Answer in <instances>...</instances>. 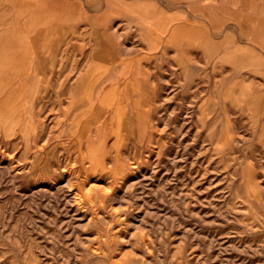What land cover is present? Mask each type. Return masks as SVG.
<instances>
[{"label":"rangeland","instance_id":"374dc122","mask_svg":"<svg viewBox=\"0 0 264 264\" xmlns=\"http://www.w3.org/2000/svg\"><path fill=\"white\" fill-rule=\"evenodd\" d=\"M2 3L0 264H264V32H187L154 79L76 57L73 104L83 72L20 65Z\"/></svg>","mask_w":264,"mask_h":264},{"label":"crops","instance_id":"0c3cea01","mask_svg":"<svg viewBox=\"0 0 264 264\" xmlns=\"http://www.w3.org/2000/svg\"><path fill=\"white\" fill-rule=\"evenodd\" d=\"M2 1L4 30L10 34L11 47L19 49V64L33 55V69L52 80H74L76 71L83 72L77 76L82 78L87 65L76 67V57H87L88 63L98 56L105 59L102 65L109 66L105 79H154L165 69L170 73L171 63L185 61L181 57L186 53L187 32H264V7H259L257 0ZM219 17L236 28H229L228 23L220 24L225 29L220 28ZM245 46L241 40L231 45Z\"/></svg>","mask_w":264,"mask_h":264},{"label":"bare ground","instance_id":"6f19581e","mask_svg":"<svg viewBox=\"0 0 264 264\" xmlns=\"http://www.w3.org/2000/svg\"><path fill=\"white\" fill-rule=\"evenodd\" d=\"M40 2V1H39ZM46 2V1H45ZM69 2V1H68ZM43 3V2H42ZM34 6V5H33ZM72 6V5H71ZM71 6H70V8H71ZM89 6V5H88ZM25 8V7H24ZM36 9V8H35ZM45 9V8H44ZM68 9V8H67ZM43 10V9H42ZM40 11V10H38L39 12H43V11ZM75 10H77V9H75ZM37 11V10H36ZM67 11V10H66ZM76 13V12H75ZM30 14V13H29ZM44 14V13H43ZM74 14V13H73ZM29 16V15H28ZM45 18V17H44ZM51 19V18H50ZM140 19V18H139ZM42 20H44L43 18H42ZM42 22V21H41ZM40 24V23H39ZM44 23H42V25H43ZM180 24V23H179ZM21 26V25H20ZM44 26V25H43ZM18 27V26H17ZM45 27H47L46 25H45ZM31 30V29H30ZM36 30V29H35ZM63 30V29H62ZM3 31V30H2ZM5 31V30H4ZM22 32H23V30H21ZM1 33V32H0ZM6 33H7V31H6ZM148 33V32H147ZM23 34V33H22ZM36 34V33H35ZM145 34H146V32H145ZM150 34V33H149ZM10 35V34H9ZM8 35V36H9ZM37 35V34H36ZM35 35V36H36ZM4 36V35H3ZM6 36V35H5ZM28 37V36H27ZM57 36H55V38H56ZM59 37H61V35L59 36ZM14 39V38H13ZM29 39V38H28ZM39 39V38H38ZM59 39H61V38H59ZM146 39V38H145ZM3 41V40H2ZM186 41V40H185ZM189 41V40H188ZM62 42H63V40H62ZM190 42V41H189ZM38 43V42H37ZM54 43V42H53ZM18 44H19V42H18ZM60 44V43H59ZM187 44V43H186ZM190 44H192V43H189L188 44V46L190 45ZM183 46H185L184 44H183ZM55 48H57V47H55ZM184 48V47H183ZM34 49V48H33ZM38 49V48H37ZM101 51V50H100ZM36 52V51H35ZM34 52V53H35ZM57 52V51H56ZM44 54V53H43ZM100 54H101V52H100ZM185 54H187V53H185ZM185 54H183V55H185ZM41 56V55H40ZM44 56V55H43ZM42 56V57H43ZM54 56H55V54H54ZM57 56V55H56ZM97 56H98V54H97ZM45 57V56H44ZM9 58V57H8ZM40 58V57H39ZM46 58V57H45ZM44 58V59H45ZM43 59V58H42ZM100 59V58H99ZM52 61H53V59H51ZM48 61V60H47ZM103 62V61H102ZM101 62V63H102ZM89 63V62H88ZM104 63H106V62H104ZM7 64V63H6ZM9 64V63H8ZM91 65L92 64H90V67H91ZM103 66V65H102ZM94 67V66H93ZM92 67V68H93ZM101 67V66H100ZM105 68V67H104ZM0 73H3V72H0ZM77 74V73H76ZM14 75V74H13ZM68 75V74H67ZM88 75V74H87ZM25 76V75H24ZM64 76V75H63ZM69 76V75H68ZM108 76H110V75H108ZM115 77V76H114ZM114 77H111L112 79L114 78ZM8 78H17L16 76H11V77H6V76H4V74L3 75H0V94H3V95H5L7 92L5 91V89L7 88V86H11V83H10V81H8ZM23 77H21L20 79H22ZM87 78V76H85V75H83V77L82 78H80L81 80H82V85L80 86V87H78L77 89V91H73L74 90V87H72L71 89H70V91H71V93H72V95H73V104L74 103H76V101H80L79 99H78V97H81L82 99L86 96V95H82V94H80L81 92H80V89H81V87L83 86L84 87V83H85V79ZM38 79V78H37ZM69 79V78H68ZM107 79V78H106ZM105 79V80H106ZM85 80V81H84ZM105 80H103L104 82H105ZM27 82H29L30 84H32L30 81H27ZM103 82V83H104ZM127 83V82H126ZM106 84V83H105ZM121 84V83H120ZM119 85V84H118ZM130 85V84H129ZM6 87V88H5ZM104 87H106V86H104ZM127 87V86H126ZM107 88H108V86H107ZM106 88V89H107ZM21 88H15L14 90H15V92H17V90H19V93H17V98H18V100H19V95L21 94V90H20ZM105 89V90H106ZM124 89H125V87H124ZM116 90H117V88H116ZM123 91V90H122ZM130 92V91H129ZM68 93H69V91H68ZM30 92L29 91H27L26 93H25V95H27V97H30V104H28V108H29V110L30 109H32L33 108V104H32V101H33V97H34V93L32 92L30 95ZM95 94V93H94ZM96 94H97V92H96ZM130 94V93H129ZM62 95V94H61ZM67 95V94H66ZM70 95V94H69ZM127 95V94H126ZM76 96V97H75ZM88 96V95H87ZM92 96V95H91ZM89 97H90V95H89ZM125 97V96H124ZM86 98V97H85ZM88 98V97H87ZM24 100H26V98H23ZM90 99H91V97H90ZM92 100H93V97H92ZM125 100V99H124ZM132 100H134V98L132 99ZM83 101V100H82ZM81 101V102H82ZM126 101V100H125ZM131 101V100H130ZM141 101V100H140ZM6 102V100H4L3 101V103H5ZM132 102V101H131ZM77 104V103H76ZM128 104H130L129 102H128ZM79 105V104H78ZM77 105V106H78ZM139 105V104H138ZM66 106V105H65ZM76 106V105H75ZM86 106V105H85ZM95 106V105H94ZM98 106V105H97ZM59 107H60V105H59ZM87 107V106H86ZM63 108V107H62ZM65 108V107H64ZM78 108V107H77ZM123 108V107H122ZM40 110H41V108H40ZM79 110V109H78ZM86 110H88V109H86ZM61 111V110H60ZM83 111V110H82ZM89 111V110H88ZM128 111V110H127ZM87 112V111H86ZM114 112V111H113ZM110 113V112H109ZM114 117V116H113ZM128 117V116H127ZM4 118L2 117V116H0V121H2ZM129 119H130V117H129ZM108 120H109V118H108ZM111 120V119H110ZM99 122H100V120H99ZM104 122V121H103ZM73 128H74V126H73ZM90 128V127H89ZM94 128V127H93ZM92 128V129H93ZM118 129V128H117ZM72 131V129L70 130V132ZM101 131V130H100ZM100 131L99 130H97L96 131V133L94 134V136H93V139H95L99 134H100ZM117 132V131H116ZM112 134H114V131H113V133ZM72 136V135H71ZM89 139V141L91 140V137H89L88 138ZM102 140V139H101ZM116 141V140H115ZM95 142V141H94ZM94 167H96V165L94 166ZM71 176V175H70ZM70 176L67 178V184H71V178H70ZM129 182V181H128ZM94 188L95 187H90L89 189H90V193L91 194H94L95 193V190H94Z\"/></svg>","mask_w":264,"mask_h":264}]
</instances>
